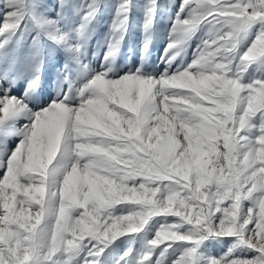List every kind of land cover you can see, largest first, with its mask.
<instances>
[{
	"label": "snow or ice",
	"instance_id": "snow-or-ice-1",
	"mask_svg": "<svg viewBox=\"0 0 264 264\" xmlns=\"http://www.w3.org/2000/svg\"><path fill=\"white\" fill-rule=\"evenodd\" d=\"M0 264H264V0H0Z\"/></svg>",
	"mask_w": 264,
	"mask_h": 264
},
{
	"label": "rangeland",
	"instance_id": "rangeland-1",
	"mask_svg": "<svg viewBox=\"0 0 264 264\" xmlns=\"http://www.w3.org/2000/svg\"><path fill=\"white\" fill-rule=\"evenodd\" d=\"M107 19L108 17L105 16V22H107ZM102 31H104V29H102ZM139 39V34H137L135 37H134V40H138ZM163 40L162 39H158L156 42H155V45L152 49V60L153 61H157V58L161 55L162 53V50H163ZM127 51V49L125 50ZM136 58L133 57V60H135Z\"/></svg>",
	"mask_w": 264,
	"mask_h": 264
}]
</instances>
